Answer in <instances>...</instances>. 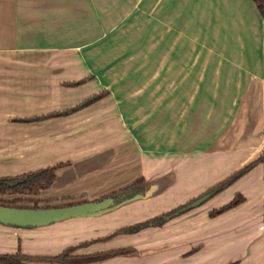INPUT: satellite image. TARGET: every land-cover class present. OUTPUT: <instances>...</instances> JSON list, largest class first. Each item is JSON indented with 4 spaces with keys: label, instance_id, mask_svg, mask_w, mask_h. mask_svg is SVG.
<instances>
[{
    "label": "crops",
    "instance_id": "0c3cea01",
    "mask_svg": "<svg viewBox=\"0 0 264 264\" xmlns=\"http://www.w3.org/2000/svg\"><path fill=\"white\" fill-rule=\"evenodd\" d=\"M132 35L139 71L151 73L138 80L124 58ZM263 153L264 17L253 0H0V178L65 163L36 197L60 200L53 207L100 201L141 177L148 190L94 217L0 225V255L264 264V161L163 226L107 239L190 204ZM237 194L244 202L210 218ZM70 248L90 260H50ZM128 248L136 254H112Z\"/></svg>",
    "mask_w": 264,
    "mask_h": 264
},
{
    "label": "trees",
    "instance_id": "16d2710c",
    "mask_svg": "<svg viewBox=\"0 0 264 264\" xmlns=\"http://www.w3.org/2000/svg\"><path fill=\"white\" fill-rule=\"evenodd\" d=\"M253 1L258 6V9L260 10L261 14L264 17V0H253ZM83 83H85V81L72 83V84H69L68 86H79ZM106 95H107L106 92H102L98 95H95L87 99L86 101L77 105L74 108L68 109L63 112L51 114L46 118H53V117L67 116V115L69 116L80 110L90 107L91 105L103 99ZM263 161H264V153L258 160L244 167L243 169L235 172L234 174L230 175L224 181L220 182L216 186L209 189L205 194L210 193L212 194V197L220 194L221 192L226 190L228 187L233 185L237 180H239L244 175H246L248 172H250L257 164L262 163ZM65 165H66L65 163H61L56 166L47 167L41 170L29 172V173H26L20 176L0 178V196H32V197L38 196L41 191L47 190L53 186L57 178L58 170ZM146 191L147 190H146L145 178L141 177L140 179H138L131 185L107 197L114 198L116 201V204H123L137 197L145 196L147 193ZM107 197H104V198H107ZM18 202L20 201L15 200L13 201L11 205L2 204V203H0V205L9 206V207H18L16 206ZM38 202H41V201H38ZM242 202H244V198L240 194H237L235 198L231 202H229L227 205L212 211L210 213V217L215 218L223 213H226L229 210L240 205ZM33 203H34V206L32 208L39 209L38 204L35 200H33ZM184 207L185 206H181L175 210H172L168 213L157 216L150 220H147V221H144V222L132 225V226L124 227L116 231L113 235H111L107 239L113 238L120 234H129V235L135 234L149 227L163 226L168 220L175 217L179 213V211ZM18 208H28V207H18ZM89 244L90 243H85L83 245H80V247H86ZM76 250H77L76 248H70L66 250L63 254H61L60 256L51 258L50 260L59 262V263H74V262L88 261V259L74 258L72 254ZM127 251L128 250H118V251H114V253L112 254L113 255H120V254L125 255L127 254L126 253ZM99 259H100L99 257L94 258V260H99ZM30 260H32V258L24 256L21 253L0 255V264H28L27 262H29Z\"/></svg>",
    "mask_w": 264,
    "mask_h": 264
},
{
    "label": "water",
    "instance_id": "95a60500",
    "mask_svg": "<svg viewBox=\"0 0 264 264\" xmlns=\"http://www.w3.org/2000/svg\"><path fill=\"white\" fill-rule=\"evenodd\" d=\"M211 198L212 194H205L186 205L178 214L200 207ZM120 205L122 204H116L114 198L58 208L33 209L0 205V225L17 229L40 228L69 219L94 217L111 211Z\"/></svg>",
    "mask_w": 264,
    "mask_h": 264
},
{
    "label": "rangeland",
    "instance_id": "374dc122",
    "mask_svg": "<svg viewBox=\"0 0 264 264\" xmlns=\"http://www.w3.org/2000/svg\"><path fill=\"white\" fill-rule=\"evenodd\" d=\"M138 35H132V38L130 39L131 41V55L128 57H124L126 58L125 61L128 62V64L130 63V65H132V67L134 68L136 66V72L133 73L132 75V79L134 80H138L141 78V76L145 73H147L148 75L151 74L149 72H143V71H139V60H138V56H137V51H138ZM136 37V38H135ZM154 74V73H153ZM152 74V75H153ZM150 75V76H152ZM169 127H165L164 130L162 131L163 134H160L158 137H160L161 139H165L167 137V134L170 132ZM69 154L66 151H62L61 156ZM53 165H51L52 167ZM56 166V165H54ZM144 178V177H143ZM140 179V178H139ZM137 181V180H136ZM135 182V181H134ZM133 182V183H134ZM169 179H165L164 180V184L162 185V187H165L168 185ZM131 185V184H130ZM129 186V185H128ZM160 188V187H159ZM146 190H147V186H146ZM157 189L152 190L151 192H155ZM148 191V190H147ZM146 191V192H147ZM117 192V191H116ZM41 193V192H40ZM40 195V194H39ZM38 195V196H39ZM205 195V194H204ZM203 196V195H202ZM37 196H0V203L2 204H7V205H11L13 203V201H20L16 204V206L18 207H28V208H32L34 206L33 200H35L39 206V208H48V207H53L55 206L54 204H58L60 202V200H54V199H38L36 198ZM106 197V196H105ZM104 198V197H103ZM102 199V198H101ZM41 201V202H38ZM60 205V204H59ZM61 207V206H59ZM54 208H58L54 207ZM211 218V217H210ZM169 221V220H168ZM167 221V222H168ZM166 222V223H167ZM155 227H160V226H155ZM152 228V227H149ZM148 229V228H146ZM145 230V229H144ZM143 231V230H142ZM141 232V231H140ZM138 232V233H140ZM137 234V233H135ZM132 235V234H131ZM124 250H128L126 253L127 254H136V249L134 250L133 248H128V249H124ZM118 251V250H117ZM90 260V259H88ZM93 262V261H91Z\"/></svg>",
    "mask_w": 264,
    "mask_h": 264
},
{
    "label": "flooded vegetation",
    "instance_id": "af4514ba",
    "mask_svg": "<svg viewBox=\"0 0 264 264\" xmlns=\"http://www.w3.org/2000/svg\"><path fill=\"white\" fill-rule=\"evenodd\" d=\"M118 192V191H117ZM115 193V192H114ZM113 194V193H112ZM111 195V194H110ZM109 196V195H108ZM107 197V196H106ZM107 198H109V197H107ZM103 199H106V198H103ZM103 199H101V200H103ZM39 207V206H38ZM48 208H54V207H48Z\"/></svg>",
    "mask_w": 264,
    "mask_h": 264
}]
</instances>
